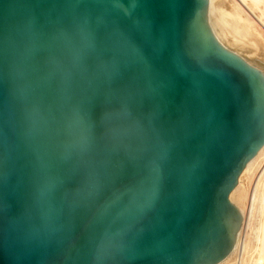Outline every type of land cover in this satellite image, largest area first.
I'll list each match as a JSON object with an SVG mask.
<instances>
[{"label": "water", "instance_id": "obj_1", "mask_svg": "<svg viewBox=\"0 0 264 264\" xmlns=\"http://www.w3.org/2000/svg\"><path fill=\"white\" fill-rule=\"evenodd\" d=\"M209 0H0V264H218L264 146V64Z\"/></svg>", "mask_w": 264, "mask_h": 264}, {"label": "bare ground", "instance_id": "obj_2", "mask_svg": "<svg viewBox=\"0 0 264 264\" xmlns=\"http://www.w3.org/2000/svg\"><path fill=\"white\" fill-rule=\"evenodd\" d=\"M254 12H258L259 16L256 17ZM208 20L218 42L227 51L244 59V56L242 57L238 52L231 50L223 41L224 39H227L234 46L247 47L254 53L258 49H262V52H264V0H209ZM263 154L264 146L247 163L238 177L239 185L237 184L230 193L229 201L242 215L243 222L237 234L233 250L218 264H228L231 262L233 255L234 264H246L245 242L247 237V249L253 252L249 264H261L260 262L264 264V174L259 175L261 174L259 170V177L256 178V188L258 184L259 186L252 194L253 203L250 207L248 206L243 210L240 206L242 197L236 198L242 180L246 175L252 173L254 164ZM236 256L237 259H235Z\"/></svg>", "mask_w": 264, "mask_h": 264}, {"label": "rangeland", "instance_id": "obj_3", "mask_svg": "<svg viewBox=\"0 0 264 264\" xmlns=\"http://www.w3.org/2000/svg\"><path fill=\"white\" fill-rule=\"evenodd\" d=\"M254 13H255L256 17L259 16L258 12H254ZM223 41L225 42V44H227L229 46V48L231 50L238 52L239 54H241L242 57L244 56L243 57L244 60H246L248 62H252V63H254L255 60H259L260 62H262L264 64V52H262V49H258V51L254 53V51H252L251 49H249L247 47H239V46L232 45L231 42H229L227 39H224ZM263 167H264V154L254 164V166L252 168V173L249 175H246L244 177V179L242 180V185H241L240 189L238 190L236 198H238L239 196L242 197V202L240 203V206L243 210L248 208V206L250 207L253 203V195L252 194H254L255 190H257V188L259 186V184H258V186L256 188V180L258 179L259 175H262V173L264 174V168ZM259 170H260V172H259ZM258 172L261 174L258 175ZM238 185H239V183H238ZM250 195L252 196L251 198H250ZM249 230H250V227H249ZM247 242H248V237H247V240L245 242V255H246V264H249L251 262L250 261L251 258L253 257V255H252L253 252L251 250L247 249ZM236 249L234 250V254L236 252ZM233 257H234V255H233ZM233 257L231 259V262H229L228 264H234V258ZM235 259H237V256L235 257ZM260 263L262 264V262H260Z\"/></svg>", "mask_w": 264, "mask_h": 264}]
</instances>
